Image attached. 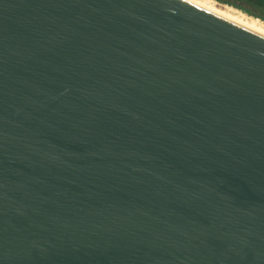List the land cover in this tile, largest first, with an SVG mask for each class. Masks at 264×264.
Instances as JSON below:
<instances>
[{
	"label": "water",
	"instance_id": "95a60500",
	"mask_svg": "<svg viewBox=\"0 0 264 264\" xmlns=\"http://www.w3.org/2000/svg\"><path fill=\"white\" fill-rule=\"evenodd\" d=\"M0 264H264V35L0 0Z\"/></svg>",
	"mask_w": 264,
	"mask_h": 264
},
{
	"label": "bare ground",
	"instance_id": "6f19581e",
	"mask_svg": "<svg viewBox=\"0 0 264 264\" xmlns=\"http://www.w3.org/2000/svg\"><path fill=\"white\" fill-rule=\"evenodd\" d=\"M232 22L247 27L259 34L264 35V21L250 16L241 10L228 5H221L214 0H187Z\"/></svg>",
	"mask_w": 264,
	"mask_h": 264
},
{
	"label": "trees",
	"instance_id": "16d2710c",
	"mask_svg": "<svg viewBox=\"0 0 264 264\" xmlns=\"http://www.w3.org/2000/svg\"><path fill=\"white\" fill-rule=\"evenodd\" d=\"M264 21V0H216Z\"/></svg>",
	"mask_w": 264,
	"mask_h": 264
},
{
	"label": "rangeland",
	"instance_id": "374dc122",
	"mask_svg": "<svg viewBox=\"0 0 264 264\" xmlns=\"http://www.w3.org/2000/svg\"><path fill=\"white\" fill-rule=\"evenodd\" d=\"M217 2V1H216ZM218 3V2H217ZM219 4H221V5H225V4H222V3H219Z\"/></svg>",
	"mask_w": 264,
	"mask_h": 264
}]
</instances>
